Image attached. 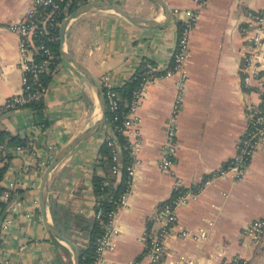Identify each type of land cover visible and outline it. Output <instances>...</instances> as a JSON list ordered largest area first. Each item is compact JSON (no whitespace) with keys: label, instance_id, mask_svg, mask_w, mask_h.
Here are the masks:
<instances>
[{"label":"crops","instance_id":"1","mask_svg":"<svg viewBox=\"0 0 264 264\" xmlns=\"http://www.w3.org/2000/svg\"><path fill=\"white\" fill-rule=\"evenodd\" d=\"M109 1L147 18L166 17L156 0ZM165 1L172 17L162 27L134 23L112 9L97 7L72 19L67 28L64 47L100 82L109 76L118 86L144 61L164 72L177 49L176 21L186 17V9L198 10L182 68L146 87L138 109L141 136L134 187L116 216L119 231L112 248L99 264H151L146 236L159 226L155 212L171 198L177 182L187 191L198 190L177 205V222L166 238L162 264H227L235 256L247 264H264V236L257 241L248 232L255 219L264 218V142L242 177L232 169L221 171L264 96V58L256 60V72L243 69L247 55L264 52V20L259 25L249 20V12L264 13V0H205L198 5L196 0ZM30 3L0 0V105L22 89L20 36L7 26L20 19ZM250 25V31L243 29ZM256 31L259 43L252 40ZM179 94L177 158L167 171L158 162ZM43 101L47 123L37 121L31 105L0 114V130L18 133L32 146L31 151L13 154L0 182L15 180L16 196L25 202L23 211L31 213L27 218L13 216L1 238L0 264L74 263L71 246L46 226L40 184L60 148L101 115L98 90L62 58ZM109 129L104 123L51 173L48 201L51 198L60 208L64 234L78 248L88 240L81 222L93 220L98 201L93 176L107 175L99 159ZM46 218L54 223L49 204Z\"/></svg>","mask_w":264,"mask_h":264},{"label":"built area","instance_id":"2","mask_svg":"<svg viewBox=\"0 0 264 264\" xmlns=\"http://www.w3.org/2000/svg\"><path fill=\"white\" fill-rule=\"evenodd\" d=\"M71 0H31L28 9L24 12L22 17L17 21L8 24V28L17 32L20 36L19 48L22 57V89L19 93L13 94L6 98L0 105V114L8 110H14L26 106L32 101L44 98L48 92L49 85L41 80L43 73L54 74L57 69L52 66L55 62L56 51L49 42L58 39L57 30L59 29L63 19L68 15V7ZM197 5L203 3L205 0H196ZM186 17L181 20L183 25L180 29V34L177 35V49L173 53L170 66L164 71L160 72L157 66L144 61V67L141 74V80L133 91L132 98L127 102V109L123 112L122 118L119 119L115 115L114 120H119V123L110 127L106 140L111 147L112 159V175L104 180V184H109L111 178L114 183L124 181V188L119 194L114 208L109 211H104L97 201V209H95V216L101 218L106 216L104 221V231L96 239L94 261L91 264H99L105 257V254L111 250L113 240L119 229L116 224V216L119 210L128 204L129 195L133 190L135 176L139 165V158L137 156L140 147V116L138 113L139 106L142 102L147 85L160 78L161 76L171 75L180 70L189 53L190 34L198 16L197 8H188L185 10ZM64 15V17H63ZM250 23L261 24L264 20V13L261 11L249 12ZM257 27V26H256ZM245 31L251 30L250 26H243ZM256 31L252 35L254 42H260ZM264 58V52H253L246 56L243 69L249 70L251 73L255 69L256 60ZM41 57V58H37ZM253 69V70H252ZM248 79L247 75L245 76ZM186 79V74L182 75L179 82L180 89L183 88ZM102 85L106 86V98L112 111L118 107L119 95L114 89L109 76H104ZM181 95L177 97L175 102V112L167 125V138L162 146V153L158 162L163 170L172 171L173 164L176 161L178 148V128L176 114L180 107ZM116 132L124 136L125 142H120ZM264 142V96L259 106L253 109L250 117L249 126L243 132L237 142V150L233 158L221 170L226 172L229 169L235 170L238 177H242L253 158L254 153L259 145ZM32 150L31 143L27 145L8 144L0 142V151L3 154H16L21 151ZM127 151V162L123 161V151ZM17 183L15 180H10L7 184L2 185L4 188L0 191V200L9 202L8 208L5 210L3 218H0V239L9 229L13 222V216L20 213L23 217H30L29 210H24V201L21 197L16 196L18 192ZM182 185L177 182L175 190L171 198L165 201L162 206L155 212L154 218L159 222V226L150 231L147 238V250L152 261L151 264H162L163 256L166 250V238L173 230L177 222V205L185 202L190 195L196 193L193 191H183ZM3 214L2 206H0V216ZM249 234L254 240H261L264 236V218H257L248 228ZM181 235V234H179ZM21 247H25L22 244ZM1 249V242H0ZM227 264H247L245 259L235 256Z\"/></svg>","mask_w":264,"mask_h":264},{"label":"trees","instance_id":"3","mask_svg":"<svg viewBox=\"0 0 264 264\" xmlns=\"http://www.w3.org/2000/svg\"><path fill=\"white\" fill-rule=\"evenodd\" d=\"M89 0H71L70 5L68 7L67 13L69 14L72 12L75 8L78 6L88 2ZM64 17V15H63ZM177 24V35L180 34V29L183 25V22L181 20L176 21ZM58 39L56 41H51L48 43L53 46V48L56 51L57 58L55 59V62L52 66H56V64L62 59V55L60 52V35H59V29L57 30ZM41 58V57H37ZM145 69L144 63H142L138 70L128 79H126L121 85L114 86L115 91L119 95L118 99V107L116 110L112 111L107 98H106V86L102 85L103 93L105 97V103H106V121L105 124H110V127L114 126V124L119 123V120H114L115 115L119 116V119L122 118L123 112L127 109V102H129L132 98L133 91L139 84L141 80V74L143 70ZM53 78L52 73H43L41 75V80H43L47 85H49L50 81ZM44 98H41L36 101H32L28 105L33 106L36 109V115H37V121L39 123H47V120L44 118L43 108H44ZM118 135V138L120 142H125L124 136L121 135L119 132H116ZM0 142H6L8 144H21V145H27V140L24 137H21L20 134H12L10 131L0 130ZM101 157L99 159L100 164L104 167V169L107 172V175H99L97 173L93 176V185H94V191L98 196V202L99 205L102 207V209L106 212L110 209L114 208L115 202L121 193V191L124 188V181H120L117 183H114L113 178H111L109 184H104V180L109 176L108 173H110V168L112 165V159H111V147L108 145L107 140H105L100 148ZM123 161L124 163L127 162L128 156L127 151H123ZM13 157L12 153L3 154L0 151V182L3 179L6 170L9 167L10 159ZM3 186L0 184V191L3 190ZM183 191L186 190V188H181ZM176 195V194H175ZM173 195V196H175ZM9 202H3L0 200V206H2L3 214L0 216V218H3L5 210L8 208ZM50 211L54 220L55 225L57 228L64 233L66 228L62 225V222L60 221V208L54 204V202L49 198L48 201ZM99 206H95V209H97ZM62 218V217H61ZM106 220V216H102L101 218H97L94 214L93 220L81 222L82 229H85L88 231V240L81 246H79L80 251V264H91L94 261L95 256V244L97 237L103 233L104 231V221ZM149 232V230H148ZM1 242V239H0Z\"/></svg>","mask_w":264,"mask_h":264},{"label":"water","instance_id":"4","mask_svg":"<svg viewBox=\"0 0 264 264\" xmlns=\"http://www.w3.org/2000/svg\"><path fill=\"white\" fill-rule=\"evenodd\" d=\"M156 1L161 3L164 8L166 17L163 21H158L152 18H147L141 15L132 13L126 8H124L123 6L117 5L109 0H90L78 6L72 12H70L63 19L61 26H60V42H61L60 52H61L62 57L68 60L72 65H74L83 74H85L89 78V80L96 86L98 90L99 102H100V107H101V115L90 126H88L85 130L80 132L78 135H76L69 143H67L65 146L60 148V150L54 155V157L52 158V160L50 161V163L48 164L44 172V175H43V178L40 184V206H41V211L46 220L45 221L46 226L48 230L51 231L55 236L66 241L71 246V248L73 249L74 258H75L73 264H80L79 248L77 247L76 243L71 238H69L67 235L62 233L54 223L49 222L46 218L47 209H48V191H49L50 177H51V173L53 169L55 168V166L72 149H74L79 144V142H81L82 140H84L89 135H91L93 132L97 131L103 126V124L106 121V103H105V97L103 93L102 84L99 81V79L92 73V71L88 68V66H86L82 61L77 59L69 50H67L64 47V40L66 37L67 28L72 19H74L75 17L89 10L95 9L97 7L112 9L134 23L147 25L151 27H162L170 21L172 17V12L165 0H156ZM176 42H177V37H176Z\"/></svg>","mask_w":264,"mask_h":264}]
</instances>
